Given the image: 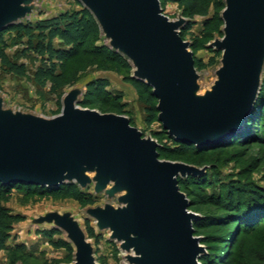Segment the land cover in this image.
<instances>
[{"label": "water", "instance_id": "water-1", "mask_svg": "<svg viewBox=\"0 0 264 264\" xmlns=\"http://www.w3.org/2000/svg\"><path fill=\"white\" fill-rule=\"evenodd\" d=\"M90 9L113 39V47L134 61L135 77L153 90L159 122L177 141L217 146L239 132L260 90L264 59V0H227L219 81L211 95L197 101L194 54L179 32L183 22L163 15L160 0H78ZM27 0H0V33L24 17ZM159 145L145 139L122 116L75 107L69 97L61 116L36 120L0 112V183L58 188L111 182L130 189L126 209L96 211L100 224L125 242L137 257L130 264H199L203 248L195 237V214L181 192L179 178L198 170L160 160ZM78 248L77 264H93L83 235L62 220Z\"/></svg>", "mask_w": 264, "mask_h": 264}, {"label": "rangeland", "instance_id": "rangeland-1", "mask_svg": "<svg viewBox=\"0 0 264 264\" xmlns=\"http://www.w3.org/2000/svg\"><path fill=\"white\" fill-rule=\"evenodd\" d=\"M223 1L225 8L220 11L222 17L227 0ZM160 7L163 15L171 22H183L179 32L185 33L183 39L189 44V51L205 66L196 68L198 80L193 93L195 100L204 101L213 92L223 67L224 52L218 49V43L225 37V22L218 25L212 21L216 13L213 4L206 18L197 17L193 20L184 15L175 0H160ZM24 8L26 15L12 24H37L82 7L76 0H27ZM206 22L211 23L207 31ZM189 23H192L190 28ZM101 30L100 37L96 41L90 40L79 57L67 61L63 85L55 92L50 83L40 88L29 78L0 71V112L50 121L61 116L66 100L74 97L75 107L79 110L126 118L145 139L159 145L161 161L183 164L199 171L197 175L179 178V187L183 182H188L186 186L183 183L184 187L180 190L190 203L193 202L194 206L189 209V213L197 216L193 222L194 229L195 222L199 225L195 237L200 240L199 245L203 248L199 264H216L215 260L218 264H264V215L254 212L249 224L235 221L236 210L240 214L243 205H249L252 212L255 204L259 207L264 204H261L264 201V131H258L256 136H244L241 138L243 142H236L209 154H196L192 150L176 157L163 154V151L177 148L160 135L163 131L160 122L147 123L145 102L133 85L126 81L128 77H135L137 67L133 60L113 47V39L102 27ZM2 40L6 45V54L12 60L24 64L32 77L41 62L34 53L28 51L27 38L20 40L15 33L6 32ZM196 44L197 49L194 48ZM60 45L61 41L56 39L55 46ZM96 47L100 49L99 52L95 50ZM111 52L123 56L132 69L125 70L114 63L108 56ZM263 76L264 59L259 75L258 98L263 87ZM100 81L107 83L102 93L93 86ZM114 98H120L122 112L116 109ZM85 103L89 106H85ZM261 110L263 117L264 105ZM253 138L256 140L251 141ZM86 176L90 180L88 184H75L95 200L94 205L82 204L59 193L42 194L30 188L12 190L3 205L11 214L21 216L22 220L15 223L9 244L11 247L24 245L30 255L29 258L13 263L11 253L3 251L0 253V264H77L78 248L69 233L60 226L62 220L83 235L91 250L93 264H130L128 258L137 257L132 249L125 250V242L114 238L113 231L102 226L94 214L108 208L114 211L126 209L124 199L130 194V189L117 190L115 182L100 189L96 170H87ZM192 177H200L202 180L192 181ZM249 194L254 197H250L251 202H246L245 197ZM215 209H218L214 212L219 213V216L214 219H206L202 215L204 211ZM88 223L94 229L97 239L89 237ZM52 231L59 233L53 240H63L70 244L72 253L67 249H55L51 245L43 232Z\"/></svg>", "mask_w": 264, "mask_h": 264}, {"label": "trees", "instance_id": "trees-1", "mask_svg": "<svg viewBox=\"0 0 264 264\" xmlns=\"http://www.w3.org/2000/svg\"><path fill=\"white\" fill-rule=\"evenodd\" d=\"M76 1L82 7L80 10L66 12L56 18L41 21L37 24H11L6 26L0 33V71L20 78H29L40 88H44L48 83H50L52 85L53 92L59 90L62 87L63 80L65 78L67 61L79 57L82 54V51L85 48L86 44L90 40L96 41L102 33L101 26L93 12L90 9L86 8L78 0ZM175 2H177L181 6L184 15L190 20H193L197 17L206 18L209 15L210 5L213 4L216 13L212 21H216L218 25L224 24L222 14L220 13V11L225 8V2L223 0H175ZM191 25L192 23H189V28ZM210 27L211 23L206 22L205 31H207ZM6 32L15 33L20 40L27 38L28 51L34 53L40 60V66L36 68L32 77L29 76L28 68L24 64L12 60L6 54V45L2 40V36ZM181 35L183 36V38L186 37L184 32L181 33ZM56 39H59L61 41V45L58 47L55 46ZM194 48L197 49L198 44H196ZM95 50L98 52L100 51V49H98L97 47L95 48ZM218 54H221L220 51L218 52ZM108 56L112 61H114V63L119 65V67L125 70L132 69V66L127 62V60L118 53L111 52L110 54H108ZM195 64L196 68L205 67L200 63V61L196 59ZM126 81L130 82L143 98L146 106V112L148 114L147 123L151 124L155 121L159 122V112L157 109L158 100L153 95L152 88L148 86L144 81L136 77H128ZM93 86L97 89V91H99V93H102L106 88L107 83L104 81H100L94 83ZM119 99L120 98L116 100V98H114L113 101L115 100L114 104L116 109L122 112L123 109L119 104ZM262 105H264V81L263 87L261 89V95L258 99H256L254 110L244 124L243 128L239 132H237V134L233 136L227 143L217 146L198 147L177 141L163 129L162 134L160 135L177 148L176 150L171 148L163 151V154L171 157H176L178 156V154H184L189 150H192L196 154H209L214 151L217 152L219 151V149H223L225 147L233 145L236 142H243L241 138H243L244 136H256L258 131L259 133H262L264 131V116H261ZM85 106H89V104L85 103ZM253 140L255 141L256 138H253L251 141ZM192 179V181L202 180L200 177H192ZM183 183L182 186L180 184L181 190L184 187ZM185 183L187 184L188 182L186 181ZM185 183L184 185L186 186ZM207 183L208 182L206 181L205 184ZM245 186L246 185H244V187ZM21 188L35 189L42 194L46 192L55 194L59 193L66 197L73 198L85 205L95 204V200L90 195L84 194L75 183H68L58 188L38 187L34 185H25L19 183L10 185L0 183V253L3 251H8L9 253H11L13 263L29 258L30 254L26 251V247L22 244H16L13 247L10 246L9 240L12 237L11 232L14 230L15 223L21 221L22 217L11 214V212L7 208H5L3 204L9 199V195L13 192L12 190ZM250 197L253 198V194L247 196V198L245 197V199H247L246 202H251ZM232 198L233 197H231L230 199ZM263 203L264 201L261 202V204ZM193 206L194 205L192 202L191 207ZM252 208L253 211L251 212V208L249 205H243L240 209V214L236 210L237 217H235V221H245L244 224H249V220L254 215V212H256L257 215H264V204L260 207L255 204V206H253ZM217 210L218 209H215L213 211H204L202 215L206 219H214L219 216V213L214 212ZM248 212L251 213L249 214ZM197 227H199V225L195 222V234L198 233V231L196 230ZM87 232L90 238H98L95 234L94 229L89 225V223L87 224ZM56 234H59L58 231L43 232V235L50 241L51 245L55 249H67L72 253L73 248L70 244L63 240H53V237ZM214 262L218 264L216 260ZM257 264L263 263L258 262Z\"/></svg>", "mask_w": 264, "mask_h": 264}]
</instances>
